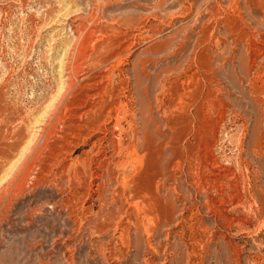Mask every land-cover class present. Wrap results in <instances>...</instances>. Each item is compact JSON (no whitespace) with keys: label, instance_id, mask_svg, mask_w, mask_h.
<instances>
[{"label":"rangeland","instance_id":"374dc122","mask_svg":"<svg viewBox=\"0 0 264 264\" xmlns=\"http://www.w3.org/2000/svg\"><path fill=\"white\" fill-rule=\"evenodd\" d=\"M0 264H264V0H0Z\"/></svg>","mask_w":264,"mask_h":264},{"label":"bare ground","instance_id":"6f19581e","mask_svg":"<svg viewBox=\"0 0 264 264\" xmlns=\"http://www.w3.org/2000/svg\"><path fill=\"white\" fill-rule=\"evenodd\" d=\"M81 43V42H80ZM81 47V46H80Z\"/></svg>","mask_w":264,"mask_h":264}]
</instances>
